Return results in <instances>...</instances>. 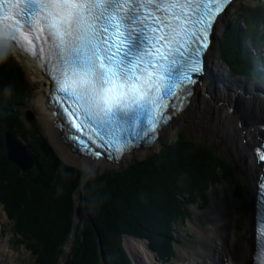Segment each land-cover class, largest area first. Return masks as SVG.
<instances>
[{
  "label": "trees",
  "instance_id": "trees-1",
  "mask_svg": "<svg viewBox=\"0 0 264 264\" xmlns=\"http://www.w3.org/2000/svg\"><path fill=\"white\" fill-rule=\"evenodd\" d=\"M239 16L246 29L240 20L226 29L221 61L233 75L261 81L251 66L261 64L260 55L250 54L247 45L252 40L258 53L263 47L264 2L257 9L242 4ZM30 85L13 56L0 50V206L34 264H58L77 212L76 236L65 264H101V257L105 264H132L122 246L124 236L161 247L155 240H162L171 227L168 219L173 216L174 221L182 210L178 195L186 189L203 196L221 175H233L212 147L181 134L157 154L131 160L124 168L91 176L69 167L45 137L31 133L23 122L19 107L29 98ZM7 132L27 147L35 161L32 170L24 172L8 159Z\"/></svg>",
  "mask_w": 264,
  "mask_h": 264
},
{
  "label": "snow or ice",
  "instance_id": "snow-or-ice-1",
  "mask_svg": "<svg viewBox=\"0 0 264 264\" xmlns=\"http://www.w3.org/2000/svg\"><path fill=\"white\" fill-rule=\"evenodd\" d=\"M221 3L0 0V34L31 44L29 34L45 32L58 61L56 83L73 101L69 115L82 116L81 127L90 126L106 145L117 131L125 140L155 135L165 115L176 111L162 115L164 101L177 92L190 95Z\"/></svg>",
  "mask_w": 264,
  "mask_h": 264
},
{
  "label": "bare ground",
  "instance_id": "bare-ground-1",
  "mask_svg": "<svg viewBox=\"0 0 264 264\" xmlns=\"http://www.w3.org/2000/svg\"><path fill=\"white\" fill-rule=\"evenodd\" d=\"M235 1L231 4L230 8ZM227 12L226 10L223 17L227 15ZM0 46L5 47L4 44H0ZM209 53H211V49L207 57ZM16 56L34 83V98L31 106L37 114L41 127L49 136L55 148L60 152L65 162L71 165L82 166L91 171L119 165L120 162L110 163L98 158L87 159L80 157L62 141L56 127L55 114L47 105V97L50 91V83L47 76L39 68L36 61L24 56L21 57L17 54ZM233 84H241V82L236 81L233 83L228 81L227 77L222 74L215 64H210L208 77L202 85L195 88V94L190 107L183 114L177 115L164 128L155 143L147 148H138L122 158L124 160L129 156H134L135 153H144L145 150L154 147L162 140L163 135L171 131L175 123L183 121L191 112L195 113V110H198L199 114L197 115V119L201 123H205L206 110L209 111L210 109L211 111L217 112L215 113L217 116L213 118L212 124L209 125L211 126V132L217 139L219 146L227 149L236 166L242 170L246 181L251 187L250 198L252 200L253 211L246 222L245 228L246 231H249V234L247 239H244L243 234H236L235 220L238 219V216L234 211L235 204L232 201V194L229 188L212 189L211 197L216 206L215 216L211 217L210 220L200 218L191 224V227L198 235L199 247H180L178 249L182 259V263L180 264H253L254 206L256 203L257 183L260 181L261 174V167L258 165L257 155L254 154L253 149L260 143L259 138L263 137L264 134L258 128L264 124V121H262L264 120V110L261 105L255 106L256 104L242 100L241 96H238L237 92L234 91ZM211 86L213 90L209 88ZM207 94L216 99L211 96L208 99L205 97ZM242 95L247 96L249 99H260L255 94L249 93V91H246ZM260 100L264 101V99ZM253 112H256L255 114L258 116L253 115ZM257 119L261 121L250 123ZM245 230L244 233H246ZM130 240L133 241V239ZM133 243L136 245L130 246V248L128 246V248L135 260V264H161L157 260V255L149 249L147 243L144 241H133ZM186 256H190L189 262L184 261Z\"/></svg>",
  "mask_w": 264,
  "mask_h": 264
},
{
  "label": "rangeland",
  "instance_id": "rangeland-1",
  "mask_svg": "<svg viewBox=\"0 0 264 264\" xmlns=\"http://www.w3.org/2000/svg\"><path fill=\"white\" fill-rule=\"evenodd\" d=\"M261 1L264 2V0H260V1L236 0L235 1V3L232 5V7L227 12V15H225V17H223L222 20L217 25L215 35H214L213 47L211 49V53H209L207 57L208 59L207 63H208L209 68H210V64L212 63L215 64L220 69L222 74L225 77H227L228 81H231L233 83L236 81H240L241 84L232 85L234 91L237 92V95L241 96V99L246 102L249 101L251 104L252 103L256 104L255 106L261 105L262 109L264 110L263 100L255 99V98L249 99L247 98V96L242 95L246 93V90H244L243 88L246 81L241 77L233 76L231 74L230 69L221 61V58H220L221 40L226 32L227 27H231L235 22L240 20L241 21L240 27L242 29H246V25H244L245 20L244 19L242 20V18L239 16V11L241 10L242 4L250 8L257 9L261 5L262 3ZM0 50L5 51L13 56L15 61L18 62L19 65L22 67V69L24 70L26 74L28 81H30L31 83L30 91H29V98L25 102H23L19 107L21 114H22L23 122L26 123L27 128L30 129V126H31L32 128L31 129L32 131H30L31 133L32 132L34 133L37 131L39 132V134H41V136L45 137L48 140V142L50 143L53 150L55 151L58 158L61 160L63 164L69 167H73L79 170L86 171L90 173L91 176L95 175L96 173H100V172L107 171V170H114V169L117 170L120 168H124L127 165V163H129L131 160H134L136 158L143 159L147 155L157 154L165 143L167 142L174 143L177 140V135L181 134L185 137H191L193 139H196L198 141H201L209 145L216 151V153L219 156H221L222 159L228 162V164L233 168L234 176L233 175L227 176L225 174L223 178V175H221V179L218 182L211 185L206 193L202 191V194L205 197L201 196L200 191H198L197 193H191L189 190H186V189L183 190V192H181V194L178 195L180 198H177V200L180 199L182 201V203L179 202L181 205V209H182L180 211L181 214L179 213L177 215V218L174 221H173V216H171L172 217L171 219H168L171 222V227H168L169 230L167 228V232L163 233L159 228H155L156 235L161 236V234L163 233L162 240H158L159 242L155 240L162 247L161 248L158 246V248H156L159 250L160 259H162L164 262L167 259H170L172 261V264L182 263V259L179 255V252H177L178 251L177 246H175L176 251L174 249V240H176L177 236L179 235H181V237L183 236L182 239H180V243L183 246H187L191 248H198V235L195 233V231L191 227V224L200 218L210 220L211 217L215 216L216 206L214 204V200L211 197L212 189L218 190V189H223L225 187L229 188L230 193L232 194V201L235 204L234 211L238 216V219L235 220V224L238 228L236 229V232L238 235L240 233L243 234L244 239L248 238L249 231H246L245 228H246V222L253 211L252 200L250 198L251 187L249 183L246 181V178L243 175L242 170L236 166L235 162L231 158L227 149L219 146L217 139L211 132V126L209 125L212 124L214 120L213 118L217 116L215 114L217 113L216 111H211L210 109L209 111L206 110L205 123H201L197 119V115L199 114L198 110H195V113L191 112L189 115L185 117L183 121L175 123L171 131L163 135L162 140H160L154 147H151L145 150L144 153H135L134 156L132 157L129 156L126 159L122 160L119 165L108 166L107 168H104V169L100 168V169L91 171L82 166L80 167V166L73 165V164L71 165L65 162V160L61 157L60 152L55 148L49 136L46 134V132L41 127L38 121L37 114L34 112L31 106V103L33 102V98H34L33 80L30 78L27 71L24 69L25 67L23 66L21 61L18 59L16 54H14V52L10 48L0 46ZM210 76H211V73H210ZM209 88L213 90L212 86ZM251 88L252 87H250L249 89V93L254 94L253 92L254 88L252 89ZM209 94L205 95V97H207L208 99H210V96H211ZM211 97L214 98L213 96ZM191 111H194V110H191ZM253 113H254L253 115L258 116L255 114L256 112H253ZM30 118L31 120H29ZM257 120L251 121L250 123L261 121L260 119H257ZM189 222L191 223L189 224ZM13 228H14L13 223L9 221V219L6 216V213L4 212L3 207L0 206V264H30L29 263L30 253H28L24 248L17 246L19 244L18 241H20V239L18 236L15 235ZM244 230L246 233H244ZM130 239L125 237L123 240L122 246L125 252L127 253V256L130 259L131 263L134 264L135 260L133 256L131 255L129 248L130 246L136 245L135 243H133V241H140V240L133 239L132 241ZM170 242L172 244V250L167 251V247L168 245H170ZM146 243L149 246L151 245L150 241H147ZM68 258H69V255H68ZM184 260L185 262H189V259L187 257H185ZM58 264H65V261H62V257H60Z\"/></svg>",
  "mask_w": 264,
  "mask_h": 264
},
{
  "label": "water",
  "instance_id": "water-1",
  "mask_svg": "<svg viewBox=\"0 0 264 264\" xmlns=\"http://www.w3.org/2000/svg\"><path fill=\"white\" fill-rule=\"evenodd\" d=\"M31 120V118L29 119ZM6 146L8 150V159L14 163L18 168L22 171L27 172L34 168L35 161L29 153L27 147L21 143L11 132L6 133ZM70 149L76 153V151L70 146ZM79 213H76V218L74 220L73 232L71 236L70 245L72 246V239L76 232V227L79 221ZM101 248V246H100ZM67 258V254L63 255L62 261H65ZM104 264V260L102 259V263Z\"/></svg>",
  "mask_w": 264,
  "mask_h": 264
}]
</instances>
